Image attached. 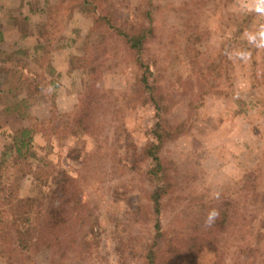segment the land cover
I'll use <instances>...</instances> for the list:
<instances>
[{
	"label": "rangeland",
	"instance_id": "374dc122",
	"mask_svg": "<svg viewBox=\"0 0 264 264\" xmlns=\"http://www.w3.org/2000/svg\"><path fill=\"white\" fill-rule=\"evenodd\" d=\"M49 1L0 0L3 48L25 62L29 72L36 68L43 73L49 88L47 95L36 96L27 94L21 86L0 91V151L9 140L8 133L28 124L29 114L47 117L52 106L59 113L74 114L83 106L87 112L85 125L68 130L62 138L50 134L46 139L36 131L33 143L36 152L74 176V184L80 186L81 194L85 193L86 212L83 223L69 216V227L62 225L64 244L55 261L49 260L50 249L40 246L36 251L26 249L21 258L13 256V263L160 264V256L169 249L162 236L154 247L158 257L153 262L145 258L146 246L155 233L156 214L149 197L152 181L146 172L150 158L144 157L141 150L154 141L156 116L153 105L142 102L137 92L133 93V102L126 100L133 70L138 67L131 57L133 51L113 27L98 24L78 6L58 38L37 46V42L42 43L41 37L39 41L35 38L47 19ZM121 1L101 3L109 7L112 4L117 15L118 11H128L126 20L132 14L135 24L140 19L149 21L145 17L147 0H123V5ZM156 1L159 6L150 12L154 30L141 54L146 58L158 53L163 65L168 64L166 55H170L168 75L177 73L176 77L190 61L182 49H188L191 56L200 52L198 66L209 63V54L224 38L231 52L226 69L208 79L207 84L213 83L216 90H207L201 96L196 85L185 89L178 103L185 105L186 97H192L197 113L186 120L181 133L159 149L171 170L178 171L172 191L162 198L159 216L169 236L184 237L186 218L198 214L202 204H217L239 188L236 179L252 167L264 147V87L252 86L248 71L251 60L264 58V0ZM105 11L96 7L94 15ZM242 37L252 41L251 47L242 43ZM72 54L82 58V66L71 68ZM40 57L44 70L38 67ZM48 64L55 66L54 72L47 70ZM249 89L254 90L247 92ZM33 187V179L26 174L19 192L28 194ZM215 192L220 193L219 200L214 198ZM184 199L190 201L181 216ZM216 244L219 253L215 261L212 257L202 263L221 264L233 258L235 252L222 237L216 238ZM253 255L257 258L251 263L241 264H264V250ZM10 259L0 260V264H10Z\"/></svg>",
	"mask_w": 264,
	"mask_h": 264
},
{
	"label": "trees",
	"instance_id": "16d2710c",
	"mask_svg": "<svg viewBox=\"0 0 264 264\" xmlns=\"http://www.w3.org/2000/svg\"><path fill=\"white\" fill-rule=\"evenodd\" d=\"M101 1H49L51 4L48 6L47 19L42 23V29L39 28L36 38L35 34L32 36L37 39L36 41L41 37L42 43L37 42V46L52 43L59 37L62 29L66 28V20L78 6L98 24L104 23L110 28L113 27L118 35H122L127 43L126 46L133 51L131 57L138 67L133 70L134 76L128 86L129 98L126 100L133 102L135 97L133 93L137 92L142 102L153 105L156 116L153 128L154 141L141 147V150H144V157L150 158L146 172L152 181L149 197L156 214L155 233L146 246L145 258L153 262L158 257V250L156 251L154 247L157 238L162 236L168 243L169 249L166 250V254L160 256V264H206V262L202 263V260H210L212 257L214 262L219 253L216 238L222 237L235 253L232 259L229 258L230 261L221 264L251 263L257 258L253 253L258 252L260 255L264 250V238L261 232L264 226V147L252 167L243 171L236 179L239 188L227 193L228 196L217 204L213 202H206V206L202 204L198 214L193 215L190 220L186 218L184 228L186 226L188 228H185L184 237L169 236L159 216L162 198L172 191L173 183L178 177L177 168L171 170L170 164L160 154L159 149L166 140L181 133L186 120H190L193 114L197 113L192 97H186L185 105L179 104L178 99L183 93L185 94V89L189 85H196L195 90L201 96H204L207 90H216L213 83L209 85L207 83L210 76H216L226 69L225 63L231 56V52L226 49L228 39L224 38L220 46L211 53L212 55L209 54V63L205 65L198 66L200 52L195 51L191 56L188 49H182V54L190 61L186 68L182 69V73L174 77L177 73L174 76L167 74L170 55H166L168 64L163 65L160 61L162 56L158 53L146 58L144 53L141 54L145 50L149 35L154 30L150 12L159 6L157 1L147 0L145 17L149 21L140 19L139 24L134 23L136 19L132 14L129 15L131 18L126 20L128 11H118L117 15L112 4L110 7L102 6ZM121 3L123 5V0ZM96 7L105 8L107 11L95 16ZM135 7L137 8L138 5ZM119 19L120 22L117 23ZM73 29L76 31L77 28L73 27ZM3 36V31L0 29V91H9L21 86L29 95H47L49 88L43 73L38 72L36 68L29 72L25 62L15 58L11 50L6 51L2 45ZM251 42L242 37V43L246 46L251 47ZM75 56L72 54L69 59L72 69L82 66V58ZM37 62L38 67L44 70L43 58L40 57ZM47 67L49 72H54V65L48 64ZM249 69H251L248 70L251 73V85L262 84L264 87V58L251 60ZM204 82L206 84L203 85ZM250 90L254 89H249L247 92ZM189 100L191 101L188 103ZM60 116L61 120L57 121ZM86 116L87 112H84L83 106L78 107V111L76 110L74 114L59 113L52 106L49 116L42 118L37 114H29L28 124L8 133L9 140L4 143L0 151V260L6 261L12 257L10 264H14L13 256L21 258L26 249L36 251L42 246L50 249L49 260L55 261V255L61 251L60 248L64 244V239L60 235L62 225L65 224V228L69 227L67 225L69 216L79 218L83 223L86 212L85 193L81 194L80 186L74 184L77 182L74 176L61 170L46 155L34 150L33 134L40 131L46 139L50 134L62 138L68 130L74 131L76 127L85 125ZM26 174L33 179L34 187L30 193L22 195L19 189ZM183 201L186 206L181 210L179 214L181 216L185 214L187 202L190 200ZM212 208H219L221 217L213 227L206 228L204 218ZM10 231L13 233L12 236ZM228 240H231V243H227Z\"/></svg>",
	"mask_w": 264,
	"mask_h": 264
},
{
	"label": "clouds",
	"instance_id": "9594fccd",
	"mask_svg": "<svg viewBox=\"0 0 264 264\" xmlns=\"http://www.w3.org/2000/svg\"><path fill=\"white\" fill-rule=\"evenodd\" d=\"M213 195H214L215 199H217V200L220 199V193L219 192H215ZM220 217H221L220 209L219 208H212L205 215L204 227H206V228L213 227L216 224V222L220 219Z\"/></svg>",
	"mask_w": 264,
	"mask_h": 264
}]
</instances>
